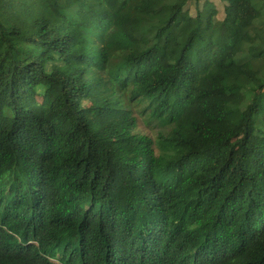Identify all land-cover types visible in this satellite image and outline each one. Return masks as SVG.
I'll list each match as a JSON object with an SVG mask.
<instances>
[{"label":"trees","instance_id":"trees-1","mask_svg":"<svg viewBox=\"0 0 264 264\" xmlns=\"http://www.w3.org/2000/svg\"><path fill=\"white\" fill-rule=\"evenodd\" d=\"M219 1L0 0V264H264V0Z\"/></svg>","mask_w":264,"mask_h":264},{"label":"rangeland","instance_id":"rangeland-1","mask_svg":"<svg viewBox=\"0 0 264 264\" xmlns=\"http://www.w3.org/2000/svg\"><path fill=\"white\" fill-rule=\"evenodd\" d=\"M211 1L214 2L215 6L217 8V11H218L217 18H216L217 22H218L217 27L219 29H222L223 28L222 20H224V18L226 16V11H224V5L222 3H220L219 0H211ZM191 12L193 13V9L191 10ZM84 104L86 105V103H84ZM134 133L155 138V133H153L152 131L147 129L141 122H139V126L136 129H134ZM155 151H156V153L158 152L157 149H155Z\"/></svg>","mask_w":264,"mask_h":264}]
</instances>
